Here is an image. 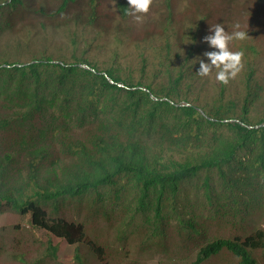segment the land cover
Wrapping results in <instances>:
<instances>
[{"label": "trees", "instance_id": "16d2710c", "mask_svg": "<svg viewBox=\"0 0 264 264\" xmlns=\"http://www.w3.org/2000/svg\"><path fill=\"white\" fill-rule=\"evenodd\" d=\"M127 8L0 0V214L49 237L12 257L47 264L65 242L74 264H137L136 234L140 253L194 244L193 264H259L264 227L240 230L264 221V0H152L139 20ZM217 23L248 34L229 44L245 54L227 84L195 72Z\"/></svg>", "mask_w": 264, "mask_h": 264}, {"label": "rangeland", "instance_id": "374dc122", "mask_svg": "<svg viewBox=\"0 0 264 264\" xmlns=\"http://www.w3.org/2000/svg\"><path fill=\"white\" fill-rule=\"evenodd\" d=\"M135 28L137 29V27ZM67 212L69 218H79L85 221L87 230L91 233L97 235L98 232L102 231L107 234L109 238L113 237L107 229L106 223L99 217V215L96 213L92 216V213L88 212V210L84 208V205H81L78 211L73 205H69ZM141 221V217L136 219L137 223H141ZM254 222L255 218L251 221L253 225L246 224L247 226L244 230H240L241 233H249L253 226L262 225L264 227V221L259 220L256 221V223ZM228 228L225 226L223 228H218L217 230L225 233L226 235L234 233V231H229ZM177 233L178 231H174L171 236H175V238L179 241ZM136 236L137 235L135 234V236L129 237L130 253L128 257L129 261H135L137 264H193L198 251L197 246L190 244L187 247H176V249L171 250V253L167 256L162 255L163 252L160 249H154V247H151L148 251H141L140 253L138 252L137 247L135 248L136 242L134 238ZM48 239L49 237L44 230L36 229L31 225L30 215H20L13 212L0 214V244L2 246V251L0 252V264H26L14 259L12 254H19L20 251L27 248V251L29 252L26 253V256L35 257V254H38V252L41 253V251H45V248L48 245ZM73 248L74 247L72 245L60 242L56 245L54 257L46 261L47 264H74ZM222 254L224 255V253ZM216 256L211 257L208 261L206 260L201 264H206L208 262H210V264H221L214 262ZM260 258L261 261L259 264H264V255L261 253ZM125 259L128 258L124 257V260ZM89 262L90 264H96L93 260H89ZM117 262L118 264H124L123 255L117 258Z\"/></svg>", "mask_w": 264, "mask_h": 264}, {"label": "clouds", "instance_id": "9594fccd", "mask_svg": "<svg viewBox=\"0 0 264 264\" xmlns=\"http://www.w3.org/2000/svg\"><path fill=\"white\" fill-rule=\"evenodd\" d=\"M151 3L152 0H128L126 13L131 15L147 13ZM135 18L137 20L141 19L139 15H135ZM247 36V31L241 29L239 23L234 25L232 32H227L221 23L209 27V32L203 37V40L212 50L203 53V56L207 59L199 58V67L195 72L204 77L208 76L214 68L219 69L216 72L215 79L223 84H227L230 79L235 78L240 72L242 58L245 54L242 49L231 50L229 44L233 40L243 41Z\"/></svg>", "mask_w": 264, "mask_h": 264}, {"label": "water", "instance_id": "95a60500", "mask_svg": "<svg viewBox=\"0 0 264 264\" xmlns=\"http://www.w3.org/2000/svg\"><path fill=\"white\" fill-rule=\"evenodd\" d=\"M83 66H86L87 68H89L87 65H83ZM119 85H121V84H119ZM260 125H264V123H262V124H260Z\"/></svg>", "mask_w": 264, "mask_h": 264}]
</instances>
